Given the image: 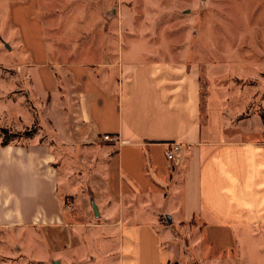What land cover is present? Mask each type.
I'll return each mask as SVG.
<instances>
[{
  "label": "crops",
  "instance_id": "obj_1",
  "mask_svg": "<svg viewBox=\"0 0 264 264\" xmlns=\"http://www.w3.org/2000/svg\"><path fill=\"white\" fill-rule=\"evenodd\" d=\"M106 1L0 0V129L38 128L7 144L0 136V257H45L56 228L54 264H264V137L221 105L205 112L200 70L156 54L144 31L107 27ZM247 1L253 36L242 48L264 51V0ZM47 13L84 16L48 28ZM216 33L202 28L200 44L221 43ZM235 60L245 74L264 71ZM171 143L182 145L173 163ZM68 147L87 152L77 175L92 179L72 193L78 217L62 200Z\"/></svg>",
  "mask_w": 264,
  "mask_h": 264
},
{
  "label": "rangeland",
  "instance_id": "obj_2",
  "mask_svg": "<svg viewBox=\"0 0 264 264\" xmlns=\"http://www.w3.org/2000/svg\"><path fill=\"white\" fill-rule=\"evenodd\" d=\"M247 4V0H111L106 1V25L109 27L122 24L130 28L135 27L140 33L144 31L147 41L151 37L155 38L151 43L152 47L159 49L156 54L161 51L164 56L170 58L187 57L191 65L200 70L202 109L206 112L207 102L210 108L212 105L214 107L221 105L220 107L226 111L228 117L233 119V122L250 123L249 125H251L255 135L264 137V71L257 76L245 74L244 72L247 71L248 67H241L242 65L240 66V63L235 60L236 58H242V60L248 58L250 62L254 61L255 69H264V51L262 49L242 48L246 45L241 43L246 42L247 37L253 36L246 32L245 13ZM239 13H243V17ZM95 14L96 21L94 24H102V16L97 17L99 13ZM46 15H48V21L50 22L47 23L49 28L51 23L55 25V22H57L59 25H64L68 24L71 19H74L75 24H77V19L84 16V13H47ZM115 15L117 16L115 17ZM84 22L82 21V24ZM261 23L263 24L262 20ZM157 27L161 28L159 31L162 34L151 35V31ZM204 27L216 28V32L220 30L219 34L216 33V39H214L215 35L212 34L214 37L212 42L221 41V43L208 44V46L200 44L199 32ZM162 28H165V33ZM127 37L137 39L141 35L128 32ZM158 38L160 39L158 40ZM262 39L263 35H258V40L262 42ZM236 41L238 42L235 43ZM229 46L235 48L232 49ZM150 51L155 53L154 49ZM48 59L50 60L49 57ZM249 68L251 69V66ZM210 96L211 102L209 101ZM31 109L34 110L32 104ZM50 117L52 116L49 113L46 128L41 126V131L43 133L45 130L46 134L43 135L48 141L51 140V136H55V133L50 130L52 126V122L49 121ZM36 121L37 126L38 120L36 119ZM34 127L32 126L33 129L31 130H38ZM0 133L2 132L0 131ZM97 145V152L99 153L102 147L105 148L106 144L101 142ZM76 148L80 153L79 156L73 154L74 150L71 153L72 150H69V147L63 148L59 154L63 157L60 164L64 174V185L67 187V193L62 197V200L64 205L70 207L66 212L70 211L73 216L78 214V217L80 209L73 205L74 196L72 193L77 186H80L82 187V193L85 194L89 185L88 180L92 179L89 178V171L85 170L84 182L80 181L77 175L80 174V167L76 163L78 164L79 157L87 152L81 150V147ZM100 153L102 154V152ZM100 153L96 156H101ZM83 156L89 157V155ZM82 162H84V159L81 156L79 163ZM94 163L97 166V162ZM88 165L92 167V164ZM78 221L75 220V222ZM55 229L47 231L45 257L38 258L34 256L28 258L24 255L8 259L0 257V264H54L55 261H58L55 258V251L60 248L57 245L56 238L61 235L60 230L56 232ZM62 235L63 237L66 236V234ZM245 259L246 257L239 260V262L246 263ZM219 262H213L212 264H220ZM192 264L202 263L196 260Z\"/></svg>",
  "mask_w": 264,
  "mask_h": 264
},
{
  "label": "built area",
  "instance_id": "obj_3",
  "mask_svg": "<svg viewBox=\"0 0 264 264\" xmlns=\"http://www.w3.org/2000/svg\"><path fill=\"white\" fill-rule=\"evenodd\" d=\"M105 140L107 141H118L117 137H111L109 135H106L104 137ZM182 151V145L179 143H171L168 146V149L166 151V158L169 162H177L178 160V156L180 154V152Z\"/></svg>",
  "mask_w": 264,
  "mask_h": 264
},
{
  "label": "trees",
  "instance_id": "obj_4",
  "mask_svg": "<svg viewBox=\"0 0 264 264\" xmlns=\"http://www.w3.org/2000/svg\"><path fill=\"white\" fill-rule=\"evenodd\" d=\"M0 131L2 133H0V136L3 137V143L7 144L9 143L12 139H16L19 137H29L32 136L35 130H31V131H26L25 133L22 134H16V133H10L8 130L6 129H0Z\"/></svg>",
  "mask_w": 264,
  "mask_h": 264
}]
</instances>
